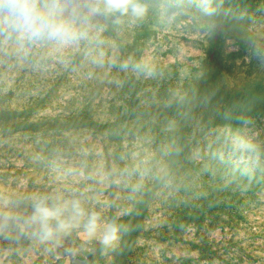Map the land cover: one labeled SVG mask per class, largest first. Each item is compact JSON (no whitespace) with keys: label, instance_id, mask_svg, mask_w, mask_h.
I'll use <instances>...</instances> for the list:
<instances>
[{"label":"rangeland","instance_id":"1","mask_svg":"<svg viewBox=\"0 0 264 264\" xmlns=\"http://www.w3.org/2000/svg\"><path fill=\"white\" fill-rule=\"evenodd\" d=\"M145 2L68 45L0 14V264H264V110L244 106L264 99V0ZM32 195L79 199L120 240L34 238L5 219Z\"/></svg>","mask_w":264,"mask_h":264},{"label":"clouds","instance_id":"2","mask_svg":"<svg viewBox=\"0 0 264 264\" xmlns=\"http://www.w3.org/2000/svg\"><path fill=\"white\" fill-rule=\"evenodd\" d=\"M198 7L205 13L213 10L207 3ZM148 12L145 0H88L84 4H69L66 0H0L5 31L21 43L73 44L87 37L84 26L92 17L111 18L119 24L124 17L132 22L140 21ZM130 65L134 70L141 69L140 64H133L130 59L119 67L128 69ZM51 199L32 195L28 197L30 213H10L5 219L14 221L22 231L30 232L40 241L57 240L70 229H79L84 240L96 241L105 249L114 247L120 240L124 225L116 219L86 209L79 199L50 202Z\"/></svg>","mask_w":264,"mask_h":264},{"label":"trees","instance_id":"3","mask_svg":"<svg viewBox=\"0 0 264 264\" xmlns=\"http://www.w3.org/2000/svg\"><path fill=\"white\" fill-rule=\"evenodd\" d=\"M259 105H261L262 107H260ZM244 106L250 114L260 115V114H262V112L264 110V99L259 98V99H257V101L254 102L253 100H251V98H249ZM242 122L243 121H240V122L237 121V123H234V124H241ZM92 124H93V126H98L96 123H92Z\"/></svg>","mask_w":264,"mask_h":264}]
</instances>
